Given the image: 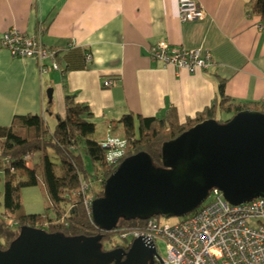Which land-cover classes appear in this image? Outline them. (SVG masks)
<instances>
[{
	"label": "crops",
	"instance_id": "obj_1",
	"mask_svg": "<svg viewBox=\"0 0 264 264\" xmlns=\"http://www.w3.org/2000/svg\"><path fill=\"white\" fill-rule=\"evenodd\" d=\"M177 2L0 0V37L10 29L39 32L56 51L59 67L41 73L34 59L11 57L0 45V126L26 114L57 121L64 116L66 96L87 105L96 132L105 135L126 113L162 117L174 112L183 123L218 98L217 77L224 79V94L233 102L261 103L264 27L247 0H196L204 16L185 22L178 18ZM157 42L200 47L212 63L194 72L164 65L149 54ZM105 78L114 85L102 87Z\"/></svg>",
	"mask_w": 264,
	"mask_h": 264
},
{
	"label": "water",
	"instance_id": "obj_2",
	"mask_svg": "<svg viewBox=\"0 0 264 264\" xmlns=\"http://www.w3.org/2000/svg\"><path fill=\"white\" fill-rule=\"evenodd\" d=\"M52 89L46 90L50 99ZM162 165L148 153L124 158L90 203L98 233L66 236L22 227L0 264H155V249L142 238L127 249L103 250L100 232L120 219L182 217L195 210L213 188L230 204L264 198V113L239 111L229 119L200 121L161 145Z\"/></svg>",
	"mask_w": 264,
	"mask_h": 264
},
{
	"label": "trees",
	"instance_id": "obj_3",
	"mask_svg": "<svg viewBox=\"0 0 264 264\" xmlns=\"http://www.w3.org/2000/svg\"><path fill=\"white\" fill-rule=\"evenodd\" d=\"M249 12L260 17L264 27V0H247ZM218 98L193 118L179 123L174 112L162 117H142L132 113L123 114L116 122L126 141L123 155L116 163L107 160V150L96 139V124L87 105L77 103L73 96L65 97L64 116L53 128L39 115L14 116L7 126H0V173L3 179L0 212V249L9 247L22 227L41 228L47 232H61L66 236H92L99 231L92 222L85 199L103 195V183L124 158L144 151L155 166L162 165L161 145L206 119H216L220 113L233 116L239 111L254 110L264 113L261 103H235L224 94V79L217 77ZM229 117V118H230ZM228 118V119H229ZM221 121L220 119H216ZM50 152L58 162L50 159ZM31 155L25 159V155ZM39 154L29 166L30 160ZM83 155L89 157L93 167L90 174L83 163ZM100 171L99 189L92 193L95 174ZM41 184L52 214L26 213L23 209L20 190ZM86 184V189L83 185ZM83 188V189H82ZM158 217V216H156ZM145 220L120 219L109 232H100L103 250L125 247L112 243L113 236L120 238L123 231L140 228ZM121 239V238H120Z\"/></svg>",
	"mask_w": 264,
	"mask_h": 264
},
{
	"label": "built area",
	"instance_id": "obj_4",
	"mask_svg": "<svg viewBox=\"0 0 264 264\" xmlns=\"http://www.w3.org/2000/svg\"><path fill=\"white\" fill-rule=\"evenodd\" d=\"M177 3L178 18L182 22L204 16L196 0H178ZM0 45L11 57L34 59L41 73L59 69L56 51L41 41L39 32L27 34L16 29L6 30L1 34ZM149 54L164 65L185 68L190 72L207 70L212 63L210 53L200 47H175L157 42L150 47ZM114 82L105 78L102 87L109 88ZM261 103L264 104V99ZM109 138L122 141L112 136L101 140L107 156L113 151L123 152L124 147L109 145ZM30 157L28 154L24 156L25 159ZM120 157L107 160L116 163ZM83 188L86 189V184ZM91 201L87 198L84 202L89 211ZM120 238L125 241V247L135 238L152 244L155 264H264V198L256 197L233 205L213 188L195 210L179 221L160 223L158 217H149L140 228L123 231ZM157 240L164 243V256L158 251Z\"/></svg>",
	"mask_w": 264,
	"mask_h": 264
},
{
	"label": "rangeland",
	"instance_id": "obj_5",
	"mask_svg": "<svg viewBox=\"0 0 264 264\" xmlns=\"http://www.w3.org/2000/svg\"><path fill=\"white\" fill-rule=\"evenodd\" d=\"M216 119H220V120H226L228 118H225L224 116H217ZM56 123V119L55 117L50 118V119H46V125L49 128H53L54 125ZM104 131V130H103ZM102 130H97L96 135L94 136L96 139L99 138H103L105 139L107 136H112L115 138H120L123 137V131L121 129L120 126L118 127H114L112 130H110V132H108V135L103 134ZM106 136V137H105ZM105 137V138H104ZM125 147L123 148V152H124ZM50 159L57 163L58 160L57 158L51 154L50 152ZM39 157V154H36L32 160H30L29 162V166L31 167L32 162L36 161V159ZM83 163L84 166L86 168V170L92 174L93 173V167L92 164L90 162V159L88 156L83 155ZM95 176V180L96 182L92 184V190L94 192H96L99 189V183L102 179L101 176V172L98 171L96 172ZM2 191H3V179H2V174L0 173V212L3 211V206L1 204L2 201ZM20 199H21V203L23 206V209L26 213H43V212H47L48 214H52L50 205H49V200L47 198V195L43 189V187L41 186V184H38L36 186H29V187H24L20 190ZM158 219L160 221V223H174L176 221H179L181 219V217H168V218H163L158 216ZM112 243H116V244H120L122 245L124 242L122 239H120L117 236H113ZM156 246L158 248L159 253L164 256L165 255V247H164V243H162L160 240L156 241Z\"/></svg>",
	"mask_w": 264,
	"mask_h": 264
},
{
	"label": "clouds",
	"instance_id": "obj_6",
	"mask_svg": "<svg viewBox=\"0 0 264 264\" xmlns=\"http://www.w3.org/2000/svg\"><path fill=\"white\" fill-rule=\"evenodd\" d=\"M109 145H116L119 148H123L126 144V141H121L119 139H113V138H109L108 142ZM123 155V152H118V151H113L111 152L108 156L107 159L108 160H113L114 158L120 157Z\"/></svg>",
	"mask_w": 264,
	"mask_h": 264
}]
</instances>
